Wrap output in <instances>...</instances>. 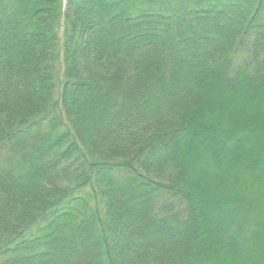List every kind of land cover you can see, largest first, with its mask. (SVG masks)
Returning <instances> with one entry per match:
<instances>
[{
    "label": "trees",
    "instance_id": "obj_1",
    "mask_svg": "<svg viewBox=\"0 0 264 264\" xmlns=\"http://www.w3.org/2000/svg\"><path fill=\"white\" fill-rule=\"evenodd\" d=\"M0 264H264V0H0Z\"/></svg>",
    "mask_w": 264,
    "mask_h": 264
}]
</instances>
